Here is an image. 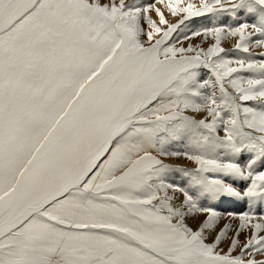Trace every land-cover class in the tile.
Segmentation results:
<instances>
[{"label":"snow or ice","instance_id":"obj_1","mask_svg":"<svg viewBox=\"0 0 264 264\" xmlns=\"http://www.w3.org/2000/svg\"><path fill=\"white\" fill-rule=\"evenodd\" d=\"M0 264H264V0H0Z\"/></svg>","mask_w":264,"mask_h":264},{"label":"rangeland","instance_id":"obj_2","mask_svg":"<svg viewBox=\"0 0 264 264\" xmlns=\"http://www.w3.org/2000/svg\"><path fill=\"white\" fill-rule=\"evenodd\" d=\"M231 43H232V41L230 42H225V44H224V46L226 47V48H230L231 47Z\"/></svg>","mask_w":264,"mask_h":264},{"label":"bare ground","instance_id":"obj_3","mask_svg":"<svg viewBox=\"0 0 264 264\" xmlns=\"http://www.w3.org/2000/svg\"><path fill=\"white\" fill-rule=\"evenodd\" d=\"M229 42V41H228ZM231 42V41H230Z\"/></svg>","mask_w":264,"mask_h":264}]
</instances>
